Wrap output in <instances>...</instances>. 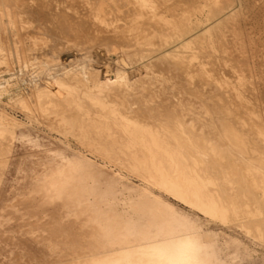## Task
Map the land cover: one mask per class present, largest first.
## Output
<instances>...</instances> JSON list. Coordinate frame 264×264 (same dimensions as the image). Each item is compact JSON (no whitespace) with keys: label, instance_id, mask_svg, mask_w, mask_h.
Listing matches in <instances>:
<instances>
[{"label":"bare ground","instance_id":"1","mask_svg":"<svg viewBox=\"0 0 264 264\" xmlns=\"http://www.w3.org/2000/svg\"><path fill=\"white\" fill-rule=\"evenodd\" d=\"M172 1L70 0L69 7L54 13L55 22L50 29L53 32L69 31L82 44L92 43L99 47L101 43L115 44L123 58L133 52L150 61L169 62L167 67L176 68L178 77L189 85L196 84L194 89L201 88L200 85L214 84L218 90L217 96L214 104L211 102L212 107L207 104V113L211 115L210 121L216 123V135L228 145L229 153L209 137L210 128L199 133L196 125H188L181 113L190 108L181 110L184 106L182 101L166 103L162 99L155 100L160 91L155 89L154 80L146 85L143 78L148 74L142 67L137 69L136 75L119 74L110 82H99L93 72L78 73L71 69L66 72V79L56 78L43 87L36 86L27 96H18L16 105L32 117L39 114L54 121L57 128L66 134L78 136L80 139L76 138L94 153L126 166L214 221L237 223L264 241V69H258L252 61L256 55L251 57L247 54L249 49H245L246 43L242 32L238 31L239 26L234 30L237 35L234 43L242 47L238 60L242 73L237 75L236 83L219 77L224 60L221 62L217 52L226 51L228 39L225 28L228 23L225 20L238 18L237 0H204L197 6L193 4L181 8L180 14L168 15L172 10H177L173 8L176 4ZM46 6V2L35 4L30 0H0V66L11 63L13 52L18 59L25 57L27 42L22 31L32 28L33 22L24 20L23 14L38 15L39 24L34 28L41 31L46 25L43 21ZM9 32L13 33L11 37ZM14 36L16 38L12 39ZM178 43L192 52L189 55L173 52L171 46ZM36 44L35 39L32 45ZM248 44L251 48L252 45ZM131 46H136L134 51L129 49ZM107 50H98L99 56H103ZM204 54L211 57L210 64L205 61L190 64L192 59ZM226 57L228 62L230 55ZM159 83L164 86L163 90L168 88L167 79L159 80ZM10 86L9 79L0 86V94L12 92ZM138 88L141 89L136 93ZM197 88L195 93L201 94ZM188 89L190 91L193 87ZM16 118L0 111V166L9 160L15 127L19 122ZM201 119L198 116L197 120ZM208 121L203 120L202 123L207 128ZM74 264L206 263L198 240L189 231H181L139 248L122 249Z\"/></svg>","mask_w":264,"mask_h":264},{"label":"rangeland","instance_id":"2","mask_svg":"<svg viewBox=\"0 0 264 264\" xmlns=\"http://www.w3.org/2000/svg\"><path fill=\"white\" fill-rule=\"evenodd\" d=\"M30 1L35 4L46 2L45 10L48 15L46 12L43 16L46 25L40 31L39 28H34L39 24L38 15H35V18L33 15L23 14L24 20L33 22L32 28L22 31L27 42L25 57L18 59L13 52L11 63L0 66V86L10 79L12 91L5 95L0 94V111L17 117L19 121L15 127L10 155L7 156L9 160L6 158L7 163L0 166V172L3 174H0L2 178H0V264L85 262L96 256H106L122 249L139 248L181 231H189L198 240L206 264H264V241L248 233L239 224L214 221L126 166L110 162L94 153L78 140L80 139L78 136L77 139L75 135L66 134L57 128L54 121L39 114L32 117L21 111L15 102L18 96L29 95L38 85L43 87L56 78L64 79L67 76L66 72L71 69L78 73L93 72L99 82H110L119 74L136 75L142 67L141 69L148 75L151 72L149 77L147 75L143 78L146 85L154 80L155 89L160 91L159 97L155 100L162 99L166 103L182 101L184 106L180 108L181 110L191 109L181 113L188 125H196L199 133L203 129L205 131L212 128L209 129L210 133L206 131L209 137L211 136L214 143L220 144L221 148L229 153L228 145L216 135V123L210 121L211 115L207 113L206 108L207 104L212 107L215 102L213 100L216 99L218 91L216 86L200 85L203 87L202 89L198 87L201 94H196L194 91L197 88L194 89L196 84L189 85L180 79L176 68L169 65V68L167 67L169 62L157 59L150 61L147 57L134 55L133 52L123 58L115 44L101 43L104 47L100 45V48L97 44H82L69 31L53 32L50 28L54 26V13L69 7L70 0ZM173 1L172 3L176 4L173 8L177 10H172L171 13H167L168 15L180 14L181 8L193 4L197 6L204 0H186L187 3L185 0ZM237 5L238 18L225 20L228 23L225 28L228 37L226 51L217 52L221 62L224 60L219 77L227 79L230 83H236L237 75L242 73L241 64L238 62L242 47L234 43L237 38L234 34L236 27L240 26L238 31L243 34L247 47L245 49H249L247 54L249 53L251 57L256 55L252 61L257 64L258 69H264V0H237ZM46 27L49 29H44ZM9 34L10 37L13 35L12 32ZM14 38L16 36L12 37ZM35 39L37 44L32 45ZM248 43L252 45L251 48ZM179 44L171 46L173 52H184L187 55L192 52L191 49ZM135 48L136 46H131L129 49L134 51ZM98 50L107 51L103 56H99ZM226 55H230L233 60L231 61L229 57L227 62ZM211 60V57L204 54L192 59L190 64H201L203 61L210 64ZM164 79L168 80L166 90H163L164 86L159 83V80ZM190 87L193 89L188 91ZM140 89H136V93ZM206 95L209 97L208 100ZM247 95L250 97L249 93ZM193 116L196 120H193ZM198 116L202 118L201 121L197 120ZM203 120L204 122L209 120L208 128L202 124ZM2 167L4 169H1Z\"/></svg>","mask_w":264,"mask_h":264}]
</instances>
